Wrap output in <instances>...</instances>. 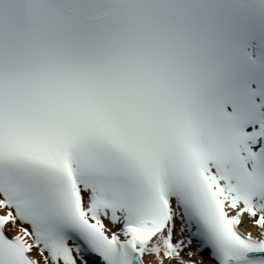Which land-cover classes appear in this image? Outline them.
<instances>
[{
  "label": "snow or ice",
  "instance_id": "6c2138e0",
  "mask_svg": "<svg viewBox=\"0 0 264 264\" xmlns=\"http://www.w3.org/2000/svg\"><path fill=\"white\" fill-rule=\"evenodd\" d=\"M0 264H264V0H0Z\"/></svg>",
  "mask_w": 264,
  "mask_h": 264
}]
</instances>
